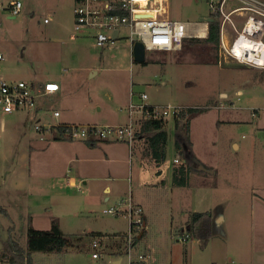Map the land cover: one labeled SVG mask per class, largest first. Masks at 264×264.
Wrapping results in <instances>:
<instances>
[{
  "label": "rangeland",
  "instance_id": "rangeland-1",
  "mask_svg": "<svg viewBox=\"0 0 264 264\" xmlns=\"http://www.w3.org/2000/svg\"><path fill=\"white\" fill-rule=\"evenodd\" d=\"M75 2L23 0L21 13L13 16L7 1L0 0V49L4 53L0 75L36 85L40 80L60 85L53 98H40L38 112H0V208L5 209H0V250L10 236L26 246L30 225L48 229L53 220L71 236L128 232L129 216L104 209L129 196V188L147 189L163 178L167 184L154 190L159 199L144 205L147 235L133 248L134 257L147 253L145 246L151 243L168 254L165 264H251L247 257L264 251V68L224 56L220 45L204 53L203 45L192 46L188 41L177 50H147L146 62H137L126 40L100 47L90 32H76L72 38ZM161 15L198 23L210 16V9L205 0H168ZM132 91L135 100L147 93L151 104L197 109L191 119L192 152L213 173L192 169L185 176L186 183L175 180L174 166L185 163L187 157L175 145L173 117L167 120L164 161H148L144 142H134L132 148L127 141L113 139L127 155L115 170L131 177L130 187L129 182L124 186L125 181L117 185L111 180L92 179L84 184L75 158L89 151L79 146L90 147V143L55 138L54 132L32 126L39 117L46 124L69 116L72 121L98 117L100 123L123 122ZM55 109L62 113L60 117H54ZM103 155V149L96 148L95 159ZM109 170L99 167L98 172L108 174ZM72 176L75 186L69 183ZM110 184L114 190L104 201ZM197 211L223 214L225 219L220 225L214 221L204 237L195 234L199 226L195 233H173L187 228ZM186 234L188 239L183 241ZM94 238L87 236L80 251L37 252L33 264H114L119 258L121 264H128L127 253L116 255L115 240L107 246L103 242L102 255L94 258Z\"/></svg>",
  "mask_w": 264,
  "mask_h": 264
},
{
  "label": "built area",
  "instance_id": "built-area-1",
  "mask_svg": "<svg viewBox=\"0 0 264 264\" xmlns=\"http://www.w3.org/2000/svg\"><path fill=\"white\" fill-rule=\"evenodd\" d=\"M6 7L13 16L21 13L23 0H6ZM168 0H76L75 32H90L100 47L115 45L126 40L133 47L136 41H141L147 50H177L181 49L184 39L189 37H207L209 33L210 16L202 22L167 19L161 15ZM210 13L220 19V52L226 57L252 67L264 68V1L262 0H205ZM234 1V3H231ZM231 3V4H230ZM48 19H45L47 21ZM125 30V31H124ZM117 31V33H116ZM116 33V34H115ZM255 43L256 47L249 46ZM252 44V43H251ZM254 46V45H253ZM253 48V49H251ZM4 53L0 49V60ZM60 89L55 81L35 84L24 79H11L0 75V112L12 114L15 111H36L40 106V98L47 97ZM147 93L140 94L139 100L134 99L128 105L129 120L123 124H79L68 123L67 131L73 138L83 140L110 141L113 139L127 141L133 146L138 121L143 118L168 120L175 118L183 105L151 104ZM54 117H60L59 110L53 111ZM56 124L42 123L41 119L33 123V128L43 132H53ZM176 162H180L178 158ZM105 213H124L132 222H140L142 208L137 207L129 195L122 198L118 205L105 208ZM137 215V219L134 216ZM128 264H149L148 253L133 255L131 245V225L128 231ZM186 234L182 240L188 239ZM92 256L102 255V239L96 237L91 242ZM5 258L0 251V264Z\"/></svg>",
  "mask_w": 264,
  "mask_h": 264
},
{
  "label": "trees",
  "instance_id": "trees-1",
  "mask_svg": "<svg viewBox=\"0 0 264 264\" xmlns=\"http://www.w3.org/2000/svg\"><path fill=\"white\" fill-rule=\"evenodd\" d=\"M184 41L199 46L204 53L216 50L220 42V19L216 14L210 13L209 33L207 37L203 38H186ZM183 41V43H184ZM146 62V60L144 61ZM197 109L194 107H186L181 110L180 114L174 118L175 126V145L186 154V162L176 167L175 180L186 183V177L194 168V154L192 152V144L190 141L191 119ZM68 123H60L54 126L53 132L55 138L72 139L70 131H67ZM167 120L163 119H147L143 118L138 121L136 136L144 140V151L147 156L156 162L164 161L166 158V148L168 142V130L166 128ZM90 141V140H88ZM182 177V179H181ZM188 178V176H187ZM3 209V208H0ZM5 211V209H3ZM209 212H195L192 215V222L189 231L195 233L196 225L200 222H205L209 217ZM207 229V228H206ZM131 245L135 248L136 245L146 236L147 228L145 225V217L143 216L140 222H132L131 224ZM128 232L116 233L115 243L118 244L116 255L123 256L128 251ZM200 237L208 234L206 230L195 233ZM89 236L98 237L102 239V243L107 246L111 244L109 240L112 235L101 232H84L78 235H67L59 223L52 221L51 227L48 229H39L29 226L27 229L26 246L21 245L12 236L4 242V248L1 251L5 258V263L11 264H33V255L37 252L43 253H65L72 251H80L82 249V242ZM138 255V254H137ZM8 261V262H7ZM4 263V264H5Z\"/></svg>",
  "mask_w": 264,
  "mask_h": 264
},
{
  "label": "crops",
  "instance_id": "crops-1",
  "mask_svg": "<svg viewBox=\"0 0 264 264\" xmlns=\"http://www.w3.org/2000/svg\"><path fill=\"white\" fill-rule=\"evenodd\" d=\"M262 1H264V0H262ZM231 3H234V1H232ZM41 83H44V81L40 80L38 82V84H41ZM57 92L47 96V98L48 97H49V99L53 98V96L55 94H57ZM130 101H131V97H130ZM129 102L126 106L127 110H128ZM39 109H40V107L38 108V110H36V112H38ZM55 110H58V109H55ZM61 115H62V113H61ZM39 119H41V117H39ZM71 119H72L71 116H69L67 118L63 117L58 123H79V124L81 123V124H98V125H106V124L112 123L110 121H102L103 123H100L101 119L98 120V117L86 119L85 121H83V119L79 118V117H75V120H73V121ZM126 119L127 120H124L123 122L115 123V124H122V123L127 122L129 120V112H128V114L126 113ZM86 141L90 143L89 144L90 147H86L88 145H86V146L80 145L79 147H83L84 151L85 150H89V151L86 152V154H84V156H82V157H80V155L77 153L76 158H75V163L78 166V172L82 176L83 183L88 185L89 181H91L93 179V180H111V181H113V183H116L117 185H119L120 183H122V181H125V183L123 182L124 186H126V183L129 182V187H130L132 185L131 184V177L129 179V176H127V173H124L123 170H118V171L115 170L116 166L119 167L122 163H125V161L127 159V155H125V152H124L125 149L122 151L121 149L117 148L116 145H120V144L115 143L117 141H114V140L96 141V140L91 139L90 141H88V140H86ZM99 142H106V143L102 146L101 145L102 143L100 144ZM134 142H137V144L141 145L140 142L143 143L144 140L141 138L140 139L136 138ZM93 146H95V147H93ZM133 146H134V144H133ZM133 146H132V148H133ZM96 148H102L104 151V155L100 158L95 159V157H97V156H95L96 155ZM148 161L153 162L154 160L150 159ZM92 165H93V167H92ZM106 166H108L111 169V171L109 170L108 174L107 173L101 174V172H98L99 167H106ZM176 167H178V165L174 166L173 172L175 171ZM193 170H195V168H193ZM159 171L161 172L162 170H159ZM63 179H64V177H63ZM69 183H70V185L75 186L77 184L76 177L72 176L71 179L69 180ZM166 184H167V182L165 181V179L162 178L161 181H157L155 183L149 184L150 187L147 189L145 187H140L137 189H135L133 187L129 188L130 189L129 194L132 196V199H133L135 205L137 207L142 208V213L145 217V225H146V223H148V217H147V214L145 212L144 205H146L148 202L153 203L155 200H158L159 194L156 193L154 190H158V189L164 187V185H166ZM113 190H114V187L112 184H110V187L104 191V193H105V196L103 197L104 201H108L111 198L110 194L113 192ZM90 194H92V193H90ZM88 196H90L89 193L87 194V197ZM123 198H126V197L124 196ZM224 219H225V216L223 214L213 216V214L211 213L209 215V217L207 218V220H205V222H200L196 226H199V231H201V230L203 231L204 229L207 231L210 228V225L213 224L214 221L218 222V224L220 225V221L224 220ZM189 225L191 226V224H188L187 226H189ZM184 230H187V228L186 227L184 228V226L179 227V228L175 229L173 231V233L177 234V233H179V231H184ZM114 234H116V233H113L110 235H114ZM113 240H115V238H112V239L110 238V241H113ZM142 240L136 245L135 248L140 246ZM145 248L147 250H149L147 252L150 256L149 257V261H150L149 264H163L165 262V259H168V257H169L167 253L157 251L155 249V246L152 245L151 243H150V246L146 245ZM246 248H248V247H246ZM250 248L253 250H256V247L254 245H251ZM247 258H248L247 261H250L251 264H255L258 262L264 263V251H261L260 253L254 252V253L250 254L249 257H247Z\"/></svg>",
  "mask_w": 264,
  "mask_h": 264
},
{
  "label": "water",
  "instance_id": "water-1",
  "mask_svg": "<svg viewBox=\"0 0 264 264\" xmlns=\"http://www.w3.org/2000/svg\"><path fill=\"white\" fill-rule=\"evenodd\" d=\"M117 33V31H116ZM115 33V34H116ZM146 49L144 44L141 41H136L133 47V59L137 62H144L146 60ZM195 162L194 168L197 170H207L213 173V170L208 169L204 164H202L199 160L196 158H193ZM190 229V225L187 227V230ZM122 259H116L114 261V264H121Z\"/></svg>",
  "mask_w": 264,
  "mask_h": 264
},
{
  "label": "bare ground",
  "instance_id": "bare-ground-1",
  "mask_svg": "<svg viewBox=\"0 0 264 264\" xmlns=\"http://www.w3.org/2000/svg\"><path fill=\"white\" fill-rule=\"evenodd\" d=\"M252 43V44H251ZM251 43H249V46H252V47H256V44L255 43H253V42H251ZM254 45V46H253ZM251 49H253V48H251Z\"/></svg>",
  "mask_w": 264,
  "mask_h": 264
}]
</instances>
